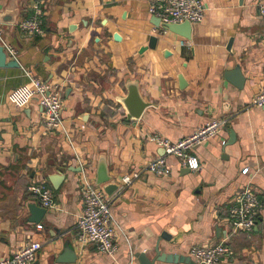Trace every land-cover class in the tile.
Returning a JSON list of instances; mask_svg holds the SVG:
<instances>
[{
	"label": "crops",
	"instance_id": "1",
	"mask_svg": "<svg viewBox=\"0 0 264 264\" xmlns=\"http://www.w3.org/2000/svg\"><path fill=\"white\" fill-rule=\"evenodd\" d=\"M11 1L0 0V13ZM14 1L15 21L0 22L19 64L0 67V259L32 240L43 243L36 264H140L135 254L146 251L151 258L157 242L165 253L189 256L191 245L224 237L227 209L249 185L262 203L256 226L231 234L232 253L218 264H264V106H251L264 89V0H202L204 16L192 25L190 39L157 29L148 0H41L40 34L18 27L34 0ZM152 35L155 48L148 47ZM235 65L242 88L223 76ZM26 70L57 87L64 131L45 130L35 99H15ZM133 81L149 103L136 120L122 103ZM214 119L226 121L218 135L190 151L199 161L196 170L170 155L168 176L144 172L113 201V256L77 242L82 176L93 182L101 157L118 182L162 154L150 136L177 141ZM54 172L64 174L57 189L47 178ZM41 180L54 205L30 222L27 205L39 201L28 185ZM66 246L75 260L57 261Z\"/></svg>",
	"mask_w": 264,
	"mask_h": 264
},
{
	"label": "built area",
	"instance_id": "2",
	"mask_svg": "<svg viewBox=\"0 0 264 264\" xmlns=\"http://www.w3.org/2000/svg\"><path fill=\"white\" fill-rule=\"evenodd\" d=\"M30 16L22 19L18 27L30 34L42 33L44 10L41 8V0H34ZM205 5L202 0H148V12L156 16L162 22L180 23L185 20L191 25L200 23L203 19ZM259 13L264 18V1L259 4ZM0 45L10 59H16L17 50L3 39L0 30ZM28 80L15 88L14 97L19 104L25 100L35 99L42 108L43 123L47 131H64L61 116V94L56 86L35 77L30 71H25ZM251 106H264V89L252 100ZM226 119H214L205 123L191 134L172 141L162 136H150L151 140L164 149L163 154L149 159L139 169L129 174L121 175L118 179L119 188L110 197H106L103 191L88 177L82 176L80 195L81 212L77 217L76 240L80 245L91 243L100 253L113 256L117 251L115 242L116 223L112 214V203L122 191L126 190L142 173L149 172L157 176H168L170 167L167 157L176 156L191 170H196L199 161L196 155L190 153L195 146L218 135L222 130ZM224 143V140H222ZM242 173L248 172V167H242ZM28 190L35 195L41 206L50 208L54 205L53 192L42 180L31 182ZM262 203L257 192L252 186L245 185L238 190L232 203H230L225 223L227 225L225 235L215 243H195L189 248V256L197 264H218L223 258L232 253L228 238L236 232H251L256 226ZM37 229L42 224H36ZM42 241H28L14 252L0 259V264H32L37 252L42 247Z\"/></svg>",
	"mask_w": 264,
	"mask_h": 264
},
{
	"label": "water",
	"instance_id": "3",
	"mask_svg": "<svg viewBox=\"0 0 264 264\" xmlns=\"http://www.w3.org/2000/svg\"><path fill=\"white\" fill-rule=\"evenodd\" d=\"M17 14V3L13 0L5 8L3 12L0 13V22L2 23H11L15 21V16ZM151 23L160 30L170 31L180 37L185 39L191 38L192 25L189 21L185 20L180 23H168L162 22L156 16H151ZM71 28V27H70ZM115 37L118 39L119 36L115 33ZM157 43L156 36H150L148 47L155 48ZM232 43V38L229 39L227 48H230ZM169 51H165V54H168ZM19 64L15 59H8L7 55L0 45V67H18ZM224 78L232 83L238 88H242L244 85V76L240 71V66L235 65L231 69H226L223 74ZM180 86L183 87L182 76H179ZM128 93L122 99V103L126 109V115L131 120H136L140 118L144 108L148 106L142 96L140 95L138 85L135 81L127 84ZM233 131H230V137H233ZM230 142V141H229ZM164 152V149L161 148ZM162 152V154H163ZM78 171L80 169L77 168ZM48 180L50 181L53 188L57 189L64 178V174L61 172H54L47 175ZM94 184L97 185L108 198L113 193L117 191L120 184L115 181L108 173L106 161L104 157H101L98 160V165L96 169V177L94 179ZM29 211L28 221L30 222H39L43 215L46 213V208L41 206L40 203H29L27 205ZM153 255L150 258L146 251L138 252L135 254L140 264H154L156 261H165V262H185L187 264H197L190 256L179 255L176 253H165L159 248L158 242L154 245ZM76 258L74 250L69 246H66L62 253L56 257V260L59 262H72ZM32 264H36L33 262Z\"/></svg>",
	"mask_w": 264,
	"mask_h": 264
}]
</instances>
